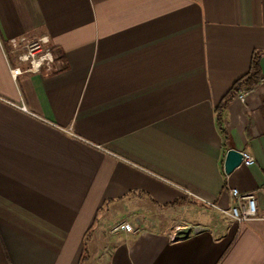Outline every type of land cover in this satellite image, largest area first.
<instances>
[{
  "label": "crops",
  "instance_id": "1",
  "mask_svg": "<svg viewBox=\"0 0 264 264\" xmlns=\"http://www.w3.org/2000/svg\"><path fill=\"white\" fill-rule=\"evenodd\" d=\"M0 264H264V0H0Z\"/></svg>",
  "mask_w": 264,
  "mask_h": 264
},
{
  "label": "built area",
  "instance_id": "2",
  "mask_svg": "<svg viewBox=\"0 0 264 264\" xmlns=\"http://www.w3.org/2000/svg\"><path fill=\"white\" fill-rule=\"evenodd\" d=\"M9 43L11 50L15 53L16 58L22 61H26L28 66L22 71L18 67H14L10 70L11 75L14 77L21 72H37L41 68L48 69L52 63V56L49 47L47 46V37L40 36L32 40H25L23 37L18 39L10 38ZM20 45L21 48L20 49ZM250 88H239L234 97L243 101L244 96L247 94ZM241 155L240 163L246 166L252 165L254 162L253 157L244 150H239ZM228 193L236 201V205L230 206L227 211L224 210L232 219L236 221H243L249 219L255 214L256 201L251 193L239 192L236 188L228 189ZM178 227L175 226L174 229ZM137 229L129 224L126 219H119L112 223L109 228V233L116 231H123L126 233L135 232ZM175 237V231L169 233V238Z\"/></svg>",
  "mask_w": 264,
  "mask_h": 264
},
{
  "label": "trees",
  "instance_id": "3",
  "mask_svg": "<svg viewBox=\"0 0 264 264\" xmlns=\"http://www.w3.org/2000/svg\"><path fill=\"white\" fill-rule=\"evenodd\" d=\"M256 57H257L256 53L253 54L252 63H251V72L249 73V75L244 79H240L236 81L231 87L230 91L228 92L229 94L231 91L235 92L237 89L242 88V87L250 88L252 85L257 83V81L259 80V76H258L259 73H258ZM224 100H226V97H224L223 101ZM82 260L83 259H81V261Z\"/></svg>",
  "mask_w": 264,
  "mask_h": 264
},
{
  "label": "water",
  "instance_id": "4",
  "mask_svg": "<svg viewBox=\"0 0 264 264\" xmlns=\"http://www.w3.org/2000/svg\"><path fill=\"white\" fill-rule=\"evenodd\" d=\"M241 160V155L238 150L230 149L226 153L225 161L223 163L224 172H228L231 168L238 165Z\"/></svg>",
  "mask_w": 264,
  "mask_h": 264
},
{
  "label": "rangeland",
  "instance_id": "5",
  "mask_svg": "<svg viewBox=\"0 0 264 264\" xmlns=\"http://www.w3.org/2000/svg\"><path fill=\"white\" fill-rule=\"evenodd\" d=\"M196 218H198V219H196ZM188 219H190V220H199V217L197 216V215H190V216H188ZM111 225V224H110ZM109 225V226H110ZM109 228V227H108ZM137 231V230H136ZM117 232H123V231H116V232H114V233H117ZM123 233H126V232H123ZM130 233H132V232H130ZM134 233V232H133ZM87 241H86V238H85V240L83 241V243L85 244ZM83 244V245H84Z\"/></svg>",
  "mask_w": 264,
  "mask_h": 264
}]
</instances>
